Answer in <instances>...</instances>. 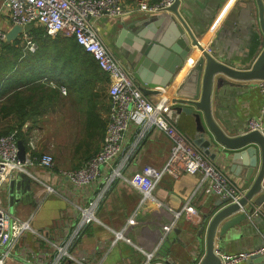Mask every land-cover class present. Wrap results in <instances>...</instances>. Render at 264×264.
<instances>
[{
  "label": "crops",
  "instance_id": "obj_1",
  "mask_svg": "<svg viewBox=\"0 0 264 264\" xmlns=\"http://www.w3.org/2000/svg\"><path fill=\"white\" fill-rule=\"evenodd\" d=\"M2 1L0 27L7 32L13 24ZM131 1L120 18L101 16L95 21L102 40L115 54L118 49L114 40L122 25L133 31L157 14L137 9L138 1L154 0ZM261 1L264 13V0ZM178 8L204 48H210L220 60L234 67L251 66L261 49L255 0H180ZM32 25L33 28L36 23ZM32 28L16 37L24 50L26 38L34 42ZM48 53L39 58L40 64L38 68L34 66V71L45 72L49 78L43 80L58 88L55 101L46 114L38 117V125L29 131L24 143L26 146L28 138L34 136L33 151L51 154L53 167L25 164L24 171H14L13 177L0 188V204L12 215L30 218L33 229L20 238L14 249L16 255L22 254L33 262L44 261V256L53 252L52 243H61L72 234L79 220V206L95 200L97 220L84 225L72 241L69 249L74 260H70V264H78L77 259L85 264H142L145 254L153 250L154 260H150V264L161 258L171 264H197L205 253L203 239L196 237L201 216L219 198L205 185H199L197 174L189 173L161 174L149 189L150 194L143 198L142 189L154 181L170 150L171 141L162 130L130 122L123 135L121 152L102 168L95 181L77 187L61 175L64 170L79 167L100 148L110 106V80L102 72H88L85 61L74 60L79 57ZM199 54L193 47L189 61L173 82L159 89L158 94L147 96L151 100L168 97L172 101L180 81ZM258 81L231 80L222 85L213 84L212 115L220 126L246 127L247 120L259 114L262 95ZM60 86L64 87V93ZM170 104V119L187 136L193 137V118L177 113L172 102ZM262 122L264 125V114ZM28 125L31 120L24 123L23 129ZM212 161L248 187L241 175L242 169L231 170L230 160L219 156ZM113 171L120 175H113ZM47 186L54 191L49 192ZM247 218L224 236L222 242L216 238L217 253L235 254L264 246V202ZM116 232H121L122 237L116 238ZM41 250L46 254L42 255ZM235 264L250 262L243 260Z\"/></svg>",
  "mask_w": 264,
  "mask_h": 264
},
{
  "label": "built area",
  "instance_id": "obj_2",
  "mask_svg": "<svg viewBox=\"0 0 264 264\" xmlns=\"http://www.w3.org/2000/svg\"><path fill=\"white\" fill-rule=\"evenodd\" d=\"M173 1L158 0L152 4L138 1L137 9L146 13L164 12ZM2 6L13 25L36 23L41 25L48 35L61 34L73 37L84 50L92 55L98 67L106 73L110 80L108 89L110 107L101 147L91 157L83 161L79 167L61 172V175L65 176L73 185L84 187L101 175L102 168L121 152L124 132L129 123L133 122L147 128H158L171 141L169 153L163 166L157 171L154 181L147 188L142 189L143 198L150 194L149 189L154 186L163 173L173 176H178L180 173L197 174L199 185H205L211 194L218 197H230L232 202L244 195L246 187L238 180L233 179L198 149L192 143L191 138L170 119L168 116L171 105L169 98L161 97L151 100L144 94L132 73L124 66L122 59L102 40L95 21L101 16L120 18L126 12V5L123 1L3 0ZM5 41L6 31L0 27V47ZM25 41L30 51L35 49V43L30 38H26ZM258 87L262 95V105L259 114L247 120L246 128L257 130L264 135L262 122L264 79L258 81ZM60 90L62 93L65 92L63 86H60ZM26 146L28 150L25 152V160L21 161L17 153L15 131L7 135H0V188L13 177L14 171H24L25 164H38L46 169L53 167L51 154H37L33 151L36 147L34 136L28 138ZM112 174L120 175L119 172L114 171ZM47 189L49 192L54 191L49 186ZM94 208L95 200H89L87 205L79 206L80 216L75 227L72 228V234L61 243H52L53 252L50 256H44V261L33 262L29 258L22 257V254L16 255L14 252L20 238L26 232L33 231L30 218L12 215L0 204V264H66L67 261L74 260L69 246L78 237L84 225L97 220ZM186 208L187 206L184 207V209ZM115 237H122L121 232H116ZM263 252L264 246H259L235 254H217L221 264H235L247 260L253 254ZM41 253L42 255L46 254L42 250ZM154 254L155 250L147 252L142 264H148ZM77 263L85 264L80 259H77Z\"/></svg>",
  "mask_w": 264,
  "mask_h": 264
},
{
  "label": "water",
  "instance_id": "obj_3",
  "mask_svg": "<svg viewBox=\"0 0 264 264\" xmlns=\"http://www.w3.org/2000/svg\"><path fill=\"white\" fill-rule=\"evenodd\" d=\"M255 1L261 28V49L249 68L234 67L220 60L210 48H204L181 14L180 0H174L166 11L155 14L136 30H128L122 25L114 40L118 49L116 54L146 95L158 94L159 89L173 82L193 47L200 51L175 91L171 101L173 109L193 118L192 143L211 160L220 156L231 161V170L242 169L241 175L248 187L235 202L230 201V197H218L216 204L201 216L196 237L203 239L205 253L197 264H221L215 248L216 238L222 242L224 236L234 231L241 221L248 220L247 217L264 202V135L246 127L220 126L213 118L211 108L214 83L222 85L231 80L264 79L263 3ZM32 26L31 23L12 25L6 32V41L14 40ZM17 147L18 157L24 161L26 147L22 140H17ZM13 183L12 180L10 189ZM247 260L250 264H264V252L253 254ZM152 264L171 263L161 258Z\"/></svg>",
  "mask_w": 264,
  "mask_h": 264
},
{
  "label": "trees",
  "instance_id": "obj_4",
  "mask_svg": "<svg viewBox=\"0 0 264 264\" xmlns=\"http://www.w3.org/2000/svg\"><path fill=\"white\" fill-rule=\"evenodd\" d=\"M121 1L125 5L132 2L131 0ZM157 1H151L149 4ZM30 32L36 43L33 52L22 48L19 37L9 42L5 41L0 47V135L15 131L17 140L20 139L25 143L29 131L38 125V117L46 114L58 89L51 87L47 81L43 80V78H49L44 75L45 72L37 74V69L34 71V66L40 64L39 58L48 55V52L66 54L72 58L79 57L74 60L85 61L88 72L94 71L96 74L102 72L106 75L98 67L92 55L84 50L73 37L56 34L52 38L38 24ZM107 119L108 117L106 124ZM27 120H31V125L23 129Z\"/></svg>",
  "mask_w": 264,
  "mask_h": 264
},
{
  "label": "rangeland",
  "instance_id": "obj_5",
  "mask_svg": "<svg viewBox=\"0 0 264 264\" xmlns=\"http://www.w3.org/2000/svg\"><path fill=\"white\" fill-rule=\"evenodd\" d=\"M26 43V42H25ZM25 49L26 50H28V51H30L29 49H28V46H27V44H26V46H25ZM35 50V49H34ZM34 50H32V51H34ZM24 143V142H23ZM25 144V143H24ZM26 147V146H25ZM27 151V150H26ZM218 197V196H217ZM152 259H153V257L151 258V261H152ZM154 260V259H153ZM148 264H150V262L148 263ZM152 264V263H151Z\"/></svg>",
  "mask_w": 264,
  "mask_h": 264
},
{
  "label": "bare ground",
  "instance_id": "obj_6",
  "mask_svg": "<svg viewBox=\"0 0 264 264\" xmlns=\"http://www.w3.org/2000/svg\"><path fill=\"white\" fill-rule=\"evenodd\" d=\"M189 61V60H188ZM188 63H190V62H188ZM188 63H187V65H188Z\"/></svg>",
  "mask_w": 264,
  "mask_h": 264
}]
</instances>
